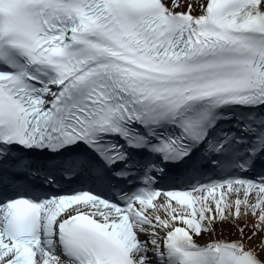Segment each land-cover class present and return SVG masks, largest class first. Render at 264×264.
Listing matches in <instances>:
<instances>
[{
    "label": "snow or ice",
    "instance_id": "obj_1",
    "mask_svg": "<svg viewBox=\"0 0 264 264\" xmlns=\"http://www.w3.org/2000/svg\"><path fill=\"white\" fill-rule=\"evenodd\" d=\"M0 264H264V0H0Z\"/></svg>",
    "mask_w": 264,
    "mask_h": 264
}]
</instances>
